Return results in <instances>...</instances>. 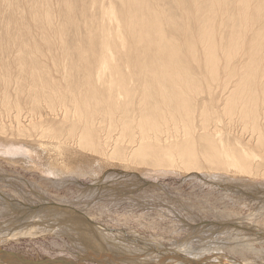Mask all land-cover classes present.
<instances>
[{
  "label": "bare ground",
  "instance_id": "obj_1",
  "mask_svg": "<svg viewBox=\"0 0 264 264\" xmlns=\"http://www.w3.org/2000/svg\"><path fill=\"white\" fill-rule=\"evenodd\" d=\"M38 148L52 159L45 165L56 190L67 176L95 181L113 168L118 178L264 180V0H0V153L28 168L26 153ZM13 204L23 212L36 207L0 191V209L12 217L0 227V244L40 230L67 236L70 250L84 253L61 206H37V217L21 228ZM231 212L236 221L240 214ZM232 233L215 247L263 257L257 246L264 239ZM184 247L174 264L203 252H212L210 264H251L226 251L229 262L205 246L197 254ZM0 264L19 263L0 254Z\"/></svg>",
  "mask_w": 264,
  "mask_h": 264
},
{
  "label": "rangeland",
  "instance_id": "obj_2",
  "mask_svg": "<svg viewBox=\"0 0 264 264\" xmlns=\"http://www.w3.org/2000/svg\"><path fill=\"white\" fill-rule=\"evenodd\" d=\"M236 126L233 132L239 135L242 132L240 128ZM28 151L26 155L30 156V161L28 159L29 163H27V166L29 164V169L21 165H16L17 167H15L8 164L4 159L6 156L0 153V180H4L2 182L0 181L1 193L7 194L10 199H13L14 202L19 201V203L20 201L24 203V199L28 197V202H30L28 205L32 208L38 206L37 208L39 209L40 205L43 206V208H48V206L52 208L51 203L58 207L61 206V210H64V213H67L68 217L64 216V219H60H63L62 222L65 220L63 224H66V227L72 226L71 229L75 234L74 238L79 241L76 244H79L78 247L81 246L80 248L84 250V253L81 252L79 254L76 252L78 250L75 252H73V249L70 250L72 245L67 236L64 238H57L55 234L42 233L40 230L37 236L30 238L19 237L7 239V237L5 238L4 236V239L2 238L4 242L0 244V254L9 255L13 261L19 264H102L104 261H117L119 264H142V262H147L149 264H174L171 259H178L176 255L178 252H184L182 249L180 250V247L183 248L184 245L192 248L194 254L199 252L196 251L197 248L200 250L202 248L203 250L205 246L204 248H209L211 251H218L217 255H219L220 252L224 254L226 251L231 257H236V259L241 262L246 263L244 258H248V261L249 259L251 260L249 261L251 264H264V254H261L263 257L258 259L259 262L257 260H255V262L254 258L256 255L248 251L247 255L244 253V255L235 254L234 256L229 253L226 248L223 250L224 252H222L218 247L220 246L219 244L224 241L222 238H226V241H228L227 238L230 237L228 233L231 232H233L231 236H236L238 232L244 234L249 232L247 236H252L253 239L257 237L259 241L264 239V180H249L252 182H248L247 180H237L232 177L216 180L215 178L211 179L209 176H206V174H204L205 176L203 174H195L193 177L192 173L185 177L177 174L165 176L156 174H152L153 176H145L139 174V176L135 177L127 176L118 178L119 175L117 177V173H115V171L118 170H115L117 168H113V170L111 169L106 172L104 176L101 177L102 179H97L99 182L88 177L67 176L68 178L64 180V186L62 185V188H57L56 190V187L53 188L54 186L50 185L51 183L49 180L56 181L58 179L46 172L47 162H52L46 150L38 148L34 151ZM46 159L47 162H45ZM14 185L16 188H14ZM131 185L132 187L130 188ZM135 185L137 187H134ZM81 191L82 193H80ZM83 191H85V193ZM216 199H218L217 203H215ZM8 207V209L13 212H17L16 210L18 209L22 212L18 214L20 216H18L19 219L14 217V219L19 222L17 225L21 228H24L31 219L33 220L35 217L34 214L36 215L34 211H38L35 207L33 211L31 208H26L25 212H23V210L15 204L9 205ZM225 207H228V209ZM229 208H235V210H229ZM231 211H233V215L235 211H237V214H240L237 217L234 215L236 221L233 220L234 218L230 217L232 216V214H229L232 213ZM0 212V217H2L0 218V227L9 225V222H12L10 214L8 212H4L5 214H3L1 209ZM83 213H85L88 218L86 216L85 219L83 216V219L80 218L79 215ZM158 213L160 216H158ZM169 216L171 218L170 221L168 220ZM3 218H5V220ZM70 218L73 219L70 220ZM238 218H243L246 221H240ZM51 220L54 219L51 218ZM3 221H5V223H3ZM67 221L70 222L68 223ZM89 221L96 223V225H98L97 228L96 225L93 226L88 224ZM36 223L37 222H35V224ZM46 229L49 230L48 228ZM176 231L181 233H176ZM80 233L83 235L81 236ZM89 234L94 236L93 239ZM83 236H85V239L82 238ZM219 236H222V238ZM5 239H7V241ZM180 239L183 241L181 240L180 242ZM177 240L179 241L177 242ZM188 240L189 242H187ZM194 241H196V243ZM92 242L94 243L93 248L91 246ZM175 242L178 245H175ZM215 242H220L217 247H215ZM262 242L263 244L258 245L257 248L264 249V240ZM88 243H90V245ZM180 243L182 244L179 247ZM94 245L96 246L94 247ZM86 248H90L88 250L90 254L85 250ZM189 248L187 249L189 250ZM228 248H231V246H228ZM190 250L188 253L192 252ZM172 251L174 252L172 253ZM202 254H204L205 257H200L201 260L198 258L199 261L196 259L197 262L190 257L183 258L185 261L184 264H210V262H212L210 260L212 252L207 254L203 252ZM221 257H223L220 258L222 261H227L226 258H224L225 254ZM106 262L104 263L106 264ZM215 263L218 262L215 260Z\"/></svg>",
  "mask_w": 264,
  "mask_h": 264
}]
</instances>
